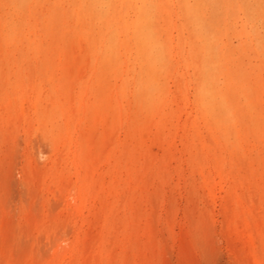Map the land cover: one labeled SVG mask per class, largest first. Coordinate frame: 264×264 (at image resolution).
Masks as SVG:
<instances>
[{
  "label": "rangeland",
  "instance_id": "rangeland-1",
  "mask_svg": "<svg viewBox=\"0 0 264 264\" xmlns=\"http://www.w3.org/2000/svg\"><path fill=\"white\" fill-rule=\"evenodd\" d=\"M96 2L0 0V264H264V0Z\"/></svg>",
  "mask_w": 264,
  "mask_h": 264
},
{
  "label": "clouds",
  "instance_id": "clouds-1",
  "mask_svg": "<svg viewBox=\"0 0 264 264\" xmlns=\"http://www.w3.org/2000/svg\"><path fill=\"white\" fill-rule=\"evenodd\" d=\"M90 10L93 15L102 20L111 13L112 5L108 0H97L96 3L90 6ZM148 21L149 17L146 13L144 20L141 22L139 38L143 49L144 59L148 62H155L159 57V45L149 27ZM193 28L197 34H200L203 30L202 25L198 20H194ZM200 96L205 106L209 108L215 103V95L210 75L205 79L200 88Z\"/></svg>",
  "mask_w": 264,
  "mask_h": 264
},
{
  "label": "bare ground",
  "instance_id": "bare-ground-1",
  "mask_svg": "<svg viewBox=\"0 0 264 264\" xmlns=\"http://www.w3.org/2000/svg\"><path fill=\"white\" fill-rule=\"evenodd\" d=\"M7 9V8H6ZM78 11V10H77ZM84 17V16H83ZM16 21V20H15ZM121 21V20H120ZM103 30V29H102ZM122 37V36H121ZM104 43V42H103ZM175 49V48H174ZM176 54V53H175ZM46 65V64H45ZM179 66V65H178ZM24 71V70H23ZM119 78V77H118ZM172 79V78H171ZM17 89V88H16ZM15 91V90H14ZM143 114V113H142ZM63 128V127H62ZM73 128V127H72ZM63 130V129H62ZM68 137V136H67ZM68 141V140H66ZM51 159V158H50ZM50 161V160H49ZM78 164V163H77ZM91 170V169H90ZM80 198L78 199V203L80 202ZM95 205V204H94ZM79 207V210H81L82 205L81 202L79 205H77ZM85 213V212H84ZM117 230V229H116ZM95 231V230H94ZM261 238V237H260ZM87 241H89L87 239ZM256 242V241H255ZM77 254L75 247L72 246L69 249H63V251L61 252L60 255L57 256V259L55 260L54 264H68L70 263V261L66 262L67 257H69V260H72L74 258V256ZM84 254V253H83ZM51 255V254H50ZM113 258V257H112Z\"/></svg>",
  "mask_w": 264,
  "mask_h": 264
}]
</instances>
